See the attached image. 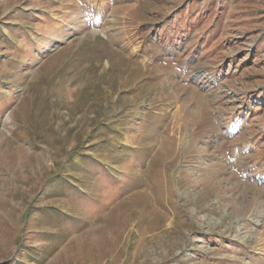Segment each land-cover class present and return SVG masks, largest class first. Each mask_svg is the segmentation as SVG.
<instances>
[{
    "label": "rangeland",
    "instance_id": "374dc122",
    "mask_svg": "<svg viewBox=\"0 0 264 264\" xmlns=\"http://www.w3.org/2000/svg\"><path fill=\"white\" fill-rule=\"evenodd\" d=\"M0 264H264V0H0Z\"/></svg>",
    "mask_w": 264,
    "mask_h": 264
}]
</instances>
